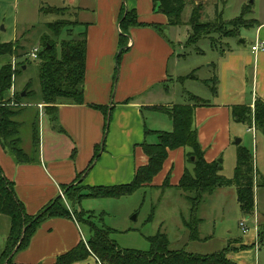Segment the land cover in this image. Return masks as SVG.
<instances>
[{
  "label": "crops",
  "instance_id": "crops-1",
  "mask_svg": "<svg viewBox=\"0 0 264 264\" xmlns=\"http://www.w3.org/2000/svg\"><path fill=\"white\" fill-rule=\"evenodd\" d=\"M127 1H63V4L70 3L68 9L76 2L75 7L79 15L83 13L92 17L84 19L87 21L82 18L80 20L79 17L77 24L78 28L86 25L87 32L84 103H58L57 110H51L52 116L56 117L55 122L50 120V115H44L38 128L39 150L35 153L38 164L17 165L0 148V166L4 173L13 179L15 193L23 202L28 214H35L57 197L62 185L80 187L130 183L135 169L148 161L140 145L144 141L148 142V138L154 134L146 135L145 128L166 130L149 126L144 111L166 114L151 107H170L177 103L170 96L176 94L175 86L178 82L166 83L168 75L171 74L168 73V64L175 49L165 39L174 45L184 42L190 33V26H168L166 16L154 8L151 0ZM122 4L136 10L138 21L161 25L165 38L150 27L131 28L126 50L119 61L118 78L113 85L116 57L120 51L118 16ZM254 24L257 25L254 40H264V20H254L252 25ZM222 44V54L215 50L219 54L214 68L218 79L217 93L214 97L211 96L208 104L196 106L194 110V126L207 162L218 160L231 147L238 134L230 116L231 105L245 104L252 107L256 99L264 101V53L254 54L251 50H243L227 41H222ZM248 66L251 68V74L247 77ZM171 70L173 75L176 72L175 67ZM246 84H250L249 94ZM156 99L159 100L158 103ZM241 100L245 103H241ZM90 104L107 106V115L110 117L108 123L105 122V115ZM44 113L47 114L46 110ZM151 122L155 124L156 120L151 119ZM169 122L171 124L170 119ZM170 124L169 128L172 129ZM32 140L31 129L26 133L24 147L28 152L32 150ZM101 141L104 144L102 151L87 168L95 147L99 146ZM186 151L183 147L168 150L161 170L145 186L161 189L166 175L169 174L168 187H177L184 169H192L186 162ZM81 173L83 175L80 178ZM182 218L184 217L181 216ZM187 231L189 238V230ZM81 232L80 225L74 218L47 219L34 233L28 247L14 252L11 264H56L58 256L84 239ZM233 243L238 247L244 244L236 241ZM74 264H93V260L89 256L88 259Z\"/></svg>",
  "mask_w": 264,
  "mask_h": 264
},
{
  "label": "trees",
  "instance_id": "trees-1",
  "mask_svg": "<svg viewBox=\"0 0 264 264\" xmlns=\"http://www.w3.org/2000/svg\"><path fill=\"white\" fill-rule=\"evenodd\" d=\"M151 1L154 8L166 16L168 26L182 25V12L188 5V0ZM67 9V6H47V8L41 7L40 9L41 12L54 13L60 17L56 21L47 23L46 29H49L51 33L42 35L43 46L37 54L40 61L38 67L40 99L45 104L46 113L51 116L50 120L52 122L56 121V117L52 116L51 110H57L56 105L58 103H84L86 25H84L83 31L73 35L71 30L67 28L71 23L63 17L64 11ZM201 11V6H193L186 21L190 26V33L183 47H191L195 52H200V43L208 41L212 50H217L219 54H222L224 51L223 44H221L223 38L236 37L241 27H249L254 21L246 18V15L250 12L249 5H245L240 15L231 20H223L220 13L217 12L212 21L200 22ZM134 27L154 28L165 38L161 25L138 21L136 10L129 9L125 4H122L118 16L120 51L116 57L117 63H119L123 52L126 50L129 30ZM63 30L69 36L68 38L60 37ZM77 35H81V37L77 38ZM165 40L174 48L175 45L170 40ZM217 44L219 46L215 47ZM16 47V42L0 43V56L14 55ZM24 65L25 62H21L14 73H20ZM211 66L215 68V65L211 64ZM12 74L11 64H4L0 70V142L3 147L11 149V155L17 163H29L36 159V154L31 156L19 147L17 122L13 119L15 114L18 113L17 108L20 107L19 100L28 95L24 88L22 91L15 93L13 104H11V98H5V93L11 85ZM186 78L190 77H180L178 83H182ZM203 83L209 90L210 96L214 97L217 93L218 83L216 74L214 73L212 78L204 79ZM22 92H24V95H22ZM183 93V103H176L170 107H151L166 113L171 121L172 129L170 131H159L145 128V134H154L157 142L144 141L140 145L148 161L145 165L138 166L135 169L130 183L113 186H87L88 193L85 195L82 193L84 186H61L66 200L72 207L74 216L71 215L68 210L69 206L65 205L60 194L35 214H28L23 202L19 200L15 193L14 183L4 176L0 167V215H6L9 219V232L5 246L0 252V264H11L14 252L28 247L38 226L45 220L55 217L74 218L79 225L84 223L89 229V237L85 240L86 245L81 240L74 248L58 256L56 264L81 262L86 260L90 253L94 254L103 264H240L229 258V254H227L228 245L220 251L209 254L187 252L185 249L171 250L168 248V238L163 232H157L148 238L150 248L147 251L120 248L110 237L114 229L104 226L98 227L90 220L91 214L81 211L76 212L77 209L74 208L75 204L85 196L118 198L129 195L148 185L161 170L168 150L183 147L187 149L185 159L187 163L192 165V169H184L177 188L190 203L189 217L183 219L184 226L189 230V239L192 241L200 239L198 226L201 219L196 214L198 203L202 200L204 194H211L217 188L233 186L240 211L244 216L251 215L254 208L252 153L245 146H237L236 164L232 178L222 175V164L218 160L207 162L194 126V110L196 106L208 104L209 100L202 99L186 89H183ZM126 101L128 103L129 99ZM90 106L100 110L105 115V122L108 123L110 117L107 115V106L96 104H90ZM253 109L245 104L231 105V119L247 126H250L253 121L256 130L264 135V101L256 99ZM59 130L63 131L62 128H59ZM32 138V149L39 150V134L35 129H33ZM100 151H102V147L96 146L87 168L98 158ZM83 173L79 175L80 178ZM168 186L169 174L166 175L161 187ZM82 214L87 215L86 218ZM259 237L262 240V236L259 235ZM243 247L249 246L243 245Z\"/></svg>",
  "mask_w": 264,
  "mask_h": 264
},
{
  "label": "rangeland",
  "instance_id": "rangeland-1",
  "mask_svg": "<svg viewBox=\"0 0 264 264\" xmlns=\"http://www.w3.org/2000/svg\"><path fill=\"white\" fill-rule=\"evenodd\" d=\"M63 1L0 0V43H17L14 55L6 54L0 56V70L4 64H11L13 58L16 59L18 64H21L23 61L25 62V69L15 74L14 80L11 78L10 87L12 84L14 85L15 93L25 88L24 90L28 95L19 100L20 107L18 108L22 110H17L18 113L15 114L13 119L17 122L16 128L18 129L20 140L19 147L31 156L38 153L35 152L38 149H32L30 152L24 149L26 147V133L31 129L32 132L33 129L38 131L39 123L43 122L44 115L49 114L44 113L45 109L42 110V108H45V104L40 99V82L38 79L40 61L38 58L32 59L27 57L25 59V56L33 47H38L39 50L42 49V35L44 33H51L49 29H46L47 23L60 18L59 15L54 13L41 12V7L69 6L70 3L63 4ZM75 5L76 2L72 4V7L64 11L63 16L71 23L67 28L71 30L73 35L84 30V27L78 28L77 26L79 24V17L80 20L92 18L90 15H83V13L79 15ZM196 5L202 8L200 22L212 21L217 12L220 13L223 20L234 19L240 15L245 5L250 6V12L246 15L247 19H254L259 22L264 20V0H188V5L182 12V25H188L186 21L189 18L191 8ZM256 27V24L250 27H241L236 37L223 38V41L232 43L243 50L250 51V47L254 42ZM151 29L161 36L154 28ZM60 37L68 38L69 36L63 30ZM80 37L81 35H77V38ZM184 43L185 41L175 44V53L168 64V73L171 74L168 75L166 83H176L180 77L190 78L184 79L182 83H176V94L170 97L174 98L177 103H183V89H186L198 97L210 101V92L203 83V80L213 77L215 72L214 67L212 70L211 64L213 66L216 64L219 54L210 48V42L208 41H203L199 44L200 52H195L191 47H183ZM217 46L219 45L217 44L215 47ZM119 67L120 63L116 62V75L113 85H115L118 78ZM172 67H175L176 71L173 75L171 72ZM246 73L247 77L250 76V66L247 67ZM246 85L248 88L247 93L249 94L250 84ZM10 90L9 88L5 93L6 99L11 98ZM155 101L158 103L159 100L156 99ZM241 101V103H245L244 100ZM28 103L30 105H27ZM251 108H254V104ZM144 117L147 124L151 127L166 129L165 131L171 130L169 128V119L164 113L144 111ZM151 119L156 120L155 124L151 122ZM232 123L238 134L234 138L231 147L218 160H222V175L232 178L236 164L237 146H245L252 153L253 167L257 170L253 171L254 208L251 215L244 216L240 211L233 186L220 187L215 189L211 194H204L202 200L198 203L196 214L201 219L199 224V241H190L188 238V231L184 227L182 219H187L189 216L190 203L176 186L167 187L166 189L143 186L129 195L118 198L85 196L75 204L74 208L77 209L76 212L81 211L91 214L90 220L98 227L104 226L114 229L110 237L123 249L147 251L150 248L148 238L157 232H163L169 240L168 248L171 250L184 248L188 252L208 254L220 251L228 244L227 254L231 255L229 258L232 260L240 264H264V135L257 131L256 128L254 134L249 132L247 130L249 125L247 126L244 123L234 120ZM104 127V131L106 132V124H104ZM236 139H240L241 142L239 144L236 143ZM148 142L156 143V136L149 137ZM102 145H104L103 141L100 142L99 147L101 148ZM0 148L11 157L15 164H20L12 157L9 147H3L0 142ZM22 164L34 165L38 164V160ZM188 165L192 166L190 163ZM1 170L4 176L14 183L13 179L11 180L4 173L2 167ZM163 189L165 190L162 191ZM61 192V198L65 205L69 206L68 210L73 215L70 203L66 200L64 192L62 190ZM82 193L84 195L88 193L87 186L83 187ZM82 215L85 218L87 216L85 214ZM181 216L184 218L181 219ZM241 221L248 228L246 233H243L239 227V222ZM41 225L42 223L38 228ZM80 229L83 238L86 240L89 237L87 225L81 223ZM8 232L9 219L6 215H0V252L5 246ZM255 235H257V239H254ZM259 235L262 236V240H260ZM84 239H82L83 242L85 241ZM233 241L244 244L238 247L234 245ZM246 244L249 247H243Z\"/></svg>",
  "mask_w": 264,
  "mask_h": 264
},
{
  "label": "built area",
  "instance_id": "built-area-1",
  "mask_svg": "<svg viewBox=\"0 0 264 264\" xmlns=\"http://www.w3.org/2000/svg\"><path fill=\"white\" fill-rule=\"evenodd\" d=\"M38 51H39V48L38 47H33L32 50L25 56V59L27 57H30L32 59H36L37 58V54H38ZM251 52L256 54L257 52H264V41L263 40H260L258 38H256L253 42V44L251 45ZM18 62L16 61V59H12V62H11V71L13 72L11 78L12 80H14V76H15V71H16V67H18ZM10 97H11V100H12V103L13 104V100H14V95H15V90H14V85L12 84V86L10 87ZM249 132H252L254 134V131H255V125H254V122L252 121L251 122V125L248 127L247 129ZM255 170V169H254ZM60 195L62 196V192L60 191L59 192ZM239 227L241 228V231L243 233H246L248 231V228L245 226V224L243 223V221L239 222ZM255 229L257 231V228L255 226ZM255 239H257V235H255ZM85 245H86V242L84 241ZM87 247V246H86ZM88 248V247H87ZM90 256L93 260V264H103L94 254L90 253Z\"/></svg>",
  "mask_w": 264,
  "mask_h": 264
},
{
  "label": "water",
  "instance_id": "water-1",
  "mask_svg": "<svg viewBox=\"0 0 264 264\" xmlns=\"http://www.w3.org/2000/svg\"><path fill=\"white\" fill-rule=\"evenodd\" d=\"M23 69H25V66H23ZM22 95H24V92H22ZM240 141H241L240 139H236V141H235V142L239 144V143H240ZM218 161H219V162H221V159H219Z\"/></svg>",
  "mask_w": 264,
  "mask_h": 264
}]
</instances>
